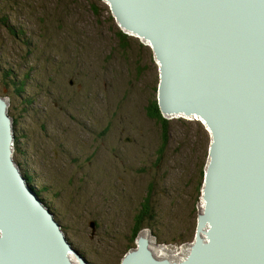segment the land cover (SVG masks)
I'll return each mask as SVG.
<instances>
[{"label": "rangeland", "instance_id": "1", "mask_svg": "<svg viewBox=\"0 0 264 264\" xmlns=\"http://www.w3.org/2000/svg\"><path fill=\"white\" fill-rule=\"evenodd\" d=\"M52 33L61 41L54 48L58 61L61 54L68 59L66 70L50 64L56 78L63 79L69 91L76 90L77 83L70 88L67 78L82 69L87 88L95 83L102 96L93 104L94 110L102 111L101 125L110 126L111 133L125 127L126 133L148 142L150 162L145 166L42 167L33 161L34 148L42 154L47 140L42 128L51 133L56 118H66L53 105V96L62 103L67 100L65 92L58 95L50 83L54 93L43 112L47 95L36 84L46 77L44 59ZM138 36L119 24L106 0H0V97L7 100L5 114L13 128L10 156L22 164L23 175L30 178L28 184L22 175L26 184L39 190L46 204L59 213L57 218L67 225L66 240L89 264H121L141 238L149 241L147 247L156 259H185L202 210L210 130L193 116L164 114L159 109L161 117L169 120L167 146L159 152L160 125L145 109L151 101L157 102L160 70L151 47ZM112 139V134L103 137L106 144ZM130 150L123 153L131 156ZM147 213L152 214L150 220ZM90 220L97 223L92 236ZM135 225L142 229L133 239ZM67 256L71 264H81L71 249Z\"/></svg>", "mask_w": 264, "mask_h": 264}, {"label": "water", "instance_id": "2", "mask_svg": "<svg viewBox=\"0 0 264 264\" xmlns=\"http://www.w3.org/2000/svg\"><path fill=\"white\" fill-rule=\"evenodd\" d=\"M106 1L109 3L110 9L119 24L125 30L149 40L156 57L160 60L161 85L157 97L159 109L164 114L169 113L175 116L182 114L184 116L196 115L195 119L201 118L210 130L212 140L208 150L209 161L204 170L202 183V198L206 200L204 207L207 208L210 202L211 180L219 171L227 169L229 171L228 175L231 177L232 175L236 176L242 183L241 186L245 187L241 209H238L239 202L234 198L227 196L225 199L229 225L223 221L210 220L204 211L198 214L195 240L185 259L179 261L156 259L147 247L148 240L141 238L138 239L137 248L128 252L122 259L121 264H198L201 260L205 262L211 260V256L213 257L212 253L211 255L209 253L211 248L221 251L224 256H228L235 264H264V224L262 223L264 219V140L254 130V124L258 129L259 127L264 128V123L258 124L260 117L264 115V79L259 80L257 77L260 74L264 76V69L261 67V64L264 63V35L258 34L253 37V40L257 41L252 49L249 43H245L244 46L248 48L246 56L236 55L228 46L230 55L225 58L222 64L217 61L218 42L223 41L222 34L218 39L210 38L209 35V41L198 40L200 37L199 30L203 28L200 27L193 37L188 38L186 36L187 33L191 34V29L186 24L189 20L183 13L185 9L181 4L184 6L185 3L193 4L192 1L194 0H180L181 11L179 14L176 13L178 8L174 0H147L148 4H154L157 7L156 10H158L157 15L151 21L146 17L144 18L141 12H136L133 18L130 17L135 13L134 7L130 9V2L122 0L118 2H115V0ZM219 1L226 7L240 6L228 0ZM217 4L218 0H200L198 8H212L213 11ZM242 5L247 4L242 3ZM250 9L264 10V5H261V3L252 4ZM174 16L179 19L183 38L186 36L185 39L181 38L176 46H172L168 41H164L162 45H159L160 23H157L158 18L161 22H168ZM244 19L242 18L240 20L241 24L238 25L246 26L250 34V25L244 23ZM252 20L256 21L254 18ZM201 26H203V23ZM187 44L191 46V52L185 53L183 51V54H181L178 48L182 47L185 50L184 47ZM157 47H159L160 52ZM160 47L165 50H161ZM170 56H173V58ZM162 84H164V88ZM5 108L6 101L3 97H0V110L3 111L4 116L0 123L8 129L9 140L8 142L5 139L3 129H0L1 169L9 161L8 164L15 167L17 179H21L22 182L19 184L18 189L16 186L8 185L6 190H0V203L2 204L0 208L1 238L9 232H15L12 241L4 242L0 240V248L5 250V254L1 253L0 256L18 251L20 247L19 240L23 234L34 231L27 226L24 215L27 212L36 214L40 211L42 216L46 217L52 229L59 233L58 235L64 243L62 261L65 264H71L66 257L68 250L71 249L77 255V258H81L80 255L70 246L63 233L53 222L48 209L34 193L35 191L26 184L24 177L19 173L10 156L12 153V147H10L12 135L10 132V119L5 114ZM218 109L224 111L219 118L223 122L226 121V126H228L224 137V130L220 133L216 130L217 117L214 114ZM229 136L238 137V142L230 144L228 142ZM245 140L249 142L245 143ZM231 145L240 147L241 155L239 158L231 156ZM5 166L7 167V164ZM9 169L12 170L10 167ZM3 186L5 187L4 176ZM258 191H262L263 197L255 199ZM21 195H25L28 199L30 205L27 208H24L21 204L19 197ZM222 200V196L214 199L215 203H220ZM13 216L19 220L20 224L13 221ZM206 221L210 223V228L206 230L205 237L199 236V230ZM233 221L243 229L241 235L235 234L234 229L231 227L228 228V226H233ZM89 227L92 236L95 231L94 221H89ZM205 238H208V241H205ZM204 241L208 242L206 247H204L206 244ZM28 250L40 255V251H36L34 248L28 247ZM49 252L46 264H60L56 254L51 252L50 248ZM20 255L22 257V250ZM144 261L148 262L145 263ZM80 263L89 264L83 257L80 259ZM1 264L7 263L2 262ZM9 264L19 263L15 261Z\"/></svg>", "mask_w": 264, "mask_h": 264}, {"label": "bare ground", "instance_id": "3", "mask_svg": "<svg viewBox=\"0 0 264 264\" xmlns=\"http://www.w3.org/2000/svg\"><path fill=\"white\" fill-rule=\"evenodd\" d=\"M118 1H121V0H115V2H118ZM122 1L130 2V9L134 7L135 13L130 15V17L132 18L135 16L136 12H141L143 14V17L144 18L146 17L149 21L153 20V18L157 15L156 13L158 11L156 10L157 7L152 3L148 4L147 0H122ZM228 1H232L233 3H236L240 6L226 7L218 0L217 6L212 11V8H206V7L199 9L198 7L200 6V0L192 1L193 4L182 2V3H185V6L181 4V6L184 7L185 9L183 13L189 20L186 24L191 29V34L187 33L186 35L188 38L193 37L200 27H203V28H200L199 30L200 37L198 40L202 39V40L209 41V35H210V38H216V39L219 38L220 34L223 35V41L218 42L219 51H218L217 61L220 63H222L225 60V58L230 55L228 46L230 47V49H232L235 52L236 55L246 56V53L248 52L247 51L248 48L244 46L245 43L246 42L247 44L249 43L252 49V47H254L255 42L257 41V40H253V37H256V35L258 34L264 35V10L263 9H259V10L250 9V7H252V4L261 3V5L262 4L264 5V0H228ZM174 2H176L177 8H178V10H176V13L179 14V12L181 11L180 0H174ZM242 3H246L247 5H242ZM242 18H245L243 20L244 23L250 25V34L248 33L246 26L238 25V24H241L240 20H242ZM253 18L256 19V21L252 20ZM157 23L158 24L160 23L159 32H158L159 45H162L164 41H168V43H170L172 46H176L179 40L183 38L184 35L182 34V31H181V25L179 23V19L176 18L175 16L171 21H168V22H161V20H159L158 18ZM202 23H203V26H201ZM135 35L137 36V34ZM138 37L139 39L144 41L145 44L151 47L153 54L155 58L157 59L158 65L160 67V60L158 57H156L154 53V48L151 46V43H149V40L143 39L140 36ZM185 37L183 39H185ZM157 48L159 49V47ZM160 48L161 50H165L163 47H160ZM184 48L186 49L184 50L182 47L178 48L180 49L181 54H183L182 53L183 51H185V53L189 52L191 46L187 44L186 47ZM159 52H160V49H159ZM170 57L173 58V56H170ZM261 67H263L264 69V63L261 64ZM257 77L259 78V80L264 79V76L262 74L258 75ZM160 85H161V79H160V72H159L157 97L160 92ZM162 87L164 88V84H162ZM222 113H224V111L222 109H218L215 112L214 116L217 117L216 130L219 133L224 130V135H223L224 137L225 132L228 129V126H226V121L223 122L219 118L221 117ZM178 116L187 117V116H184V114L178 115ZM191 116H193L192 118H195L196 115H191ZM8 117H10V115ZM2 119H4L3 111L0 110V121ZM197 119L203 122L201 118H197ZM263 123H264V115H262L258 121L259 125ZM0 129H3L5 139L9 142L8 129L5 127V125L1 123H0ZM254 130H255V133L264 140V128L259 127L258 129L254 124ZM228 142L230 144H234L235 142H238V137L236 138L234 136H229ZM244 142L247 143L249 141L245 140ZM230 149L232 150V155H231L232 157L234 158L240 157L241 155L240 147L231 145ZM8 163H6L7 167L5 166L6 165L5 164L4 168L1 169V156H0V190L1 189L6 190L8 188V185L16 186L18 189L19 184H21L22 182L21 179L19 178L17 179V176H16L17 173H15V167L12 165H9ZM9 167L12 168V170L9 169ZM228 172L229 171L225 169L223 171H219L213 176L211 180L212 186H210V190H211L210 202L207 208H205L204 206L206 204V200L203 199L202 210L200 213L204 211L206 212L210 220L215 219V220H219L220 222L223 221L229 225L230 223L227 218L228 215L226 216L227 207H226L225 199L227 196L234 198L235 200L239 202L238 209L239 208L241 209L242 203H243L242 198L245 195V191H244L245 187L241 186L242 183L236 178V176L234 175H232V177L229 176ZM3 176L5 177V187L3 186ZM219 196H222L223 200L220 203H215L214 201L215 197L218 198ZM19 197L21 199L22 206L24 208H27L30 205L28 203V199L25 197V195H21ZM257 197H263L262 191L257 192L255 199ZM1 207H2V204L0 203V208ZM12 218H13V221L20 224L19 220L16 217L13 216ZM24 219L27 222V226L31 227L34 231L25 232L23 234V236L19 240L20 247L18 248L17 252L0 256V264L2 262L9 264L11 262L14 263L15 261L19 264H44V263L46 264L49 258V254H50L49 248L51 252H54L56 254V257L58 258L60 264H65L62 261V257H63L62 250L64 247V243H62L61 237L60 235H58L59 233H57L56 231L52 229L46 217H43L40 211L36 214L27 212L24 215ZM262 223L264 224V219ZM232 225L233 226H228V228L231 227L232 229H234L233 232L235 234L241 235L243 229L241 227H238L234 221L232 222ZM209 228H210V223L206 221L199 230V236L201 235L202 237H205V232ZM14 233L15 232L13 231L9 232L6 236L1 238L2 234H1V229H0V234H1L0 240L4 242L12 241ZM206 240L208 241V238L207 239L205 238V241ZM205 243L206 244L204 247L208 245V242H205ZM28 247L34 248L36 251H40V255H37L36 253L29 251ZM21 250H22V257L20 255ZM1 253L5 254V250H3V248H0V255ZM160 253H161V250H160ZM209 253L210 255L211 253L213 255V257L211 256V260L208 262L201 260V262L198 264H235L234 262L231 261V259L228 256H224V254L221 251L214 250L213 248H211L209 249ZM66 257L69 259V256H66ZM172 257L174 258L175 255H173ZM78 259L80 261L81 258H78ZM78 259L76 260L78 261ZM142 260H144V258H142ZM159 260H163V259H159ZM144 262L147 263L148 261H144Z\"/></svg>", "mask_w": 264, "mask_h": 264}, {"label": "flooded vegetation", "instance_id": "4", "mask_svg": "<svg viewBox=\"0 0 264 264\" xmlns=\"http://www.w3.org/2000/svg\"><path fill=\"white\" fill-rule=\"evenodd\" d=\"M124 39H120L122 42ZM61 41L55 38L54 34L49 35L47 57L44 59V73L46 75L43 82H36L41 89H44L47 95L46 101L42 102L41 108L46 112V107L49 104V99L52 97L54 91L51 89L50 83L56 87L58 95L65 92L67 100L61 102L53 96V105L59 110L63 111L66 118L60 121L56 118L55 126L51 133L43 127V134L47 137L43 141L42 154H39V149L34 148L32 156L33 161L41 162L42 167H64L67 164H73L78 167L82 165L88 166H145L150 162V154L147 152L148 142L141 141L139 137L126 133L125 127L116 128L111 133V127H104L100 123L102 111L94 110L93 104L97 105L102 99L101 94L98 93L95 83L87 88V75L82 74V69L78 68V72H71L67 78V83L72 88L76 83V90L69 91L64 85L63 79H57L55 68L50 67V64H58L60 69H68V59L62 54L58 61V54L54 51L55 45ZM79 65V63H78ZM77 75L79 78H77ZM93 80V79H92ZM70 92L72 94H70ZM37 93V92H34ZM6 103L7 100L4 98ZM58 99H61L58 98ZM9 116V114H8ZM10 129L11 133V117ZM39 119V117H38ZM136 129V127H134ZM112 134L113 139L106 144L103 137ZM13 135V134H12ZM52 138V139H51ZM14 137H12V142ZM13 146V145H12ZM11 146V147H12ZM131 147V156L125 155L123 152ZM114 152L113 155H104L103 151ZM20 153L22 152L19 147ZM13 157V149L11 153ZM13 160V159H12ZM14 164L18 168L21 175L24 174L22 164ZM29 184L30 178L23 175ZM37 197L48 209L53 222L58 226L59 230L64 234L67 225L57 218L59 213L55 209H51L49 205L43 200L39 194V190L33 189ZM41 189H44L41 186ZM57 220V221H56ZM94 221V220H90ZM58 223V224H57ZM95 226L97 223L94 221ZM66 238V237H65Z\"/></svg>", "mask_w": 264, "mask_h": 264}, {"label": "trees", "instance_id": "5", "mask_svg": "<svg viewBox=\"0 0 264 264\" xmlns=\"http://www.w3.org/2000/svg\"><path fill=\"white\" fill-rule=\"evenodd\" d=\"M11 31L15 32V34L17 32L15 29H11ZM124 38H125V34H123L121 36V39H124ZM145 112L150 118H152L155 121H157L159 123V125H160L161 141H160V147H159L160 150H159V152H162V150L167 146V142H168L167 127H168V124H169V120L161 117L159 106H158V103L156 101H151L149 103V105L146 107ZM156 158H157V156H156ZM203 177H204V173H203ZM146 218H147V220H150L152 218V214L151 213H147L146 214ZM141 229H142L141 225H135L133 227V231L131 232V235H132L133 239H134V236L136 237L139 234Z\"/></svg>", "mask_w": 264, "mask_h": 264}]
</instances>
